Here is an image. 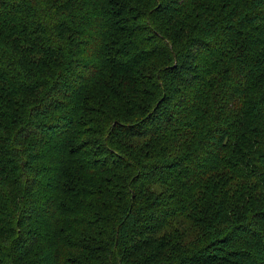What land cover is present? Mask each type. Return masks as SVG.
Wrapping results in <instances>:
<instances>
[{
  "label": "trees",
  "instance_id": "1",
  "mask_svg": "<svg viewBox=\"0 0 264 264\" xmlns=\"http://www.w3.org/2000/svg\"><path fill=\"white\" fill-rule=\"evenodd\" d=\"M0 264H264V0H0Z\"/></svg>",
  "mask_w": 264,
  "mask_h": 264
}]
</instances>
